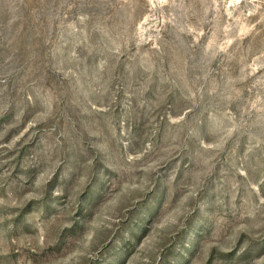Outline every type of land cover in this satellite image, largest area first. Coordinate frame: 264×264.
<instances>
[{"label": "rangeland", "instance_id": "obj_1", "mask_svg": "<svg viewBox=\"0 0 264 264\" xmlns=\"http://www.w3.org/2000/svg\"><path fill=\"white\" fill-rule=\"evenodd\" d=\"M0 264H264V0H0Z\"/></svg>", "mask_w": 264, "mask_h": 264}]
</instances>
